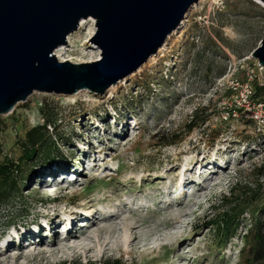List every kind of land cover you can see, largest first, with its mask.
Instances as JSON below:
<instances>
[{"label":"rangeland","instance_id":"1","mask_svg":"<svg viewBox=\"0 0 264 264\" xmlns=\"http://www.w3.org/2000/svg\"><path fill=\"white\" fill-rule=\"evenodd\" d=\"M94 33V20L87 19L81 29L72 33L65 58L80 63L89 60L91 51L97 55L87 41ZM262 37L264 8L252 0H201L189 11L181 29L166 39L163 49L121 79L110 94L85 91L72 97L34 92L11 113L1 115L0 163L19 160L25 133L43 122L44 105L51 107L55 118V126L51 124L48 130L56 135V159L32 169L23 166L19 199L0 207V239L9 225L28 223L44 208L78 202L71 197L74 192L67 191L68 186L76 191L85 183H95L94 176L109 180L121 169H127V177L141 175L147 169L161 171L180 151L183 159L216 154L227 159L225 169L220 171L221 180L207 183L192 202L184 198L177 204L184 208L171 211L168 218L177 219L179 224L168 228L166 236L180 241L191 234L190 243L198 252L187 258L194 263L201 257L199 264H248L251 253L247 230L257 218L264 222V134L241 118L225 119L220 96L212 88L214 80L225 71L227 55L250 56ZM192 117L196 121L188 129ZM92 164L95 169H91ZM63 165H76L80 175L64 173L56 183H41L56 166ZM57 173L58 170L54 174ZM223 201L234 204L235 229L229 235L217 236L215 228L205 223L224 211ZM188 242L178 250L181 258L163 248L150 260L156 264H192L183 255L189 249ZM153 246L154 243L149 249ZM130 249L131 253L98 251L84 256L67 250L40 253L37 247L28 248L22 258L15 260L18 250L12 247L0 257V264H103L115 260L142 264L140 254L147 248Z\"/></svg>","mask_w":264,"mask_h":264},{"label":"water","instance_id":"2","mask_svg":"<svg viewBox=\"0 0 264 264\" xmlns=\"http://www.w3.org/2000/svg\"><path fill=\"white\" fill-rule=\"evenodd\" d=\"M197 2L0 0V116L34 92H102L156 54ZM82 19L94 20L95 33L87 41L99 59L59 61L55 48L66 45ZM250 57L264 66V37Z\"/></svg>","mask_w":264,"mask_h":264},{"label":"bare ground","instance_id":"3","mask_svg":"<svg viewBox=\"0 0 264 264\" xmlns=\"http://www.w3.org/2000/svg\"><path fill=\"white\" fill-rule=\"evenodd\" d=\"M200 1L198 0V2ZM252 1L264 8V3L260 0ZM198 2L193 4L192 8L196 7ZM88 20L93 21L92 19ZM86 21L82 19L79 22L78 30L85 25ZM183 23L184 21L180 26ZM71 35L67 36L66 45L58 46L53 53L59 61L78 63L77 60L71 57L65 58L68 55L69 46L71 47ZM91 49L96 51L97 55H94V52L91 51L88 56L89 60L83 59L80 63L99 59L98 49L93 45H91ZM162 49L163 47L160 48L159 52ZM121 81H117L103 91L110 94ZM85 91L87 92V90H79L72 97H76ZM102 92L91 93L100 95ZM228 149L229 147L224 151ZM182 154H184L183 151L175 153V157L169 160L165 165L166 167H163L164 169L161 171H148L149 169H147L141 175L127 177L124 175V171L127 169H121L111 175L112 177L109 180H105V178L97 179L94 176L95 183H85L82 188L76 191L68 186L67 191L74 192L71 197L76 198L78 202L74 205L69 202L60 204L59 207L44 208L37 218L30 220L28 223L9 225L8 231L0 239V257L8 254L12 247L17 248L18 251L14 259L19 260L23 256V251L28 248L35 250L39 247L40 253H55L67 250L85 256L98 251L101 253L106 251L131 253L130 248L138 246L139 248H147L140 254L143 260L142 264H156V261L154 263L150 258H153V255L159 253L163 248L169 250V252L166 251L167 253L181 258L178 250L185 241H189L187 246L189 249L183 253L186 257L185 261L199 264L203 258L200 257L196 263L187 258L190 255L192 258L198 252V248L193 247L190 243L191 234L183 236L184 239L180 241L174 240L175 237L166 236L165 231L168 228L179 224L177 219L168 218V214L171 211H181L184 207L179 208L178 205L183 202L184 198H187L188 202L198 198L207 183L221 180L220 171L225 169L227 159L216 156V154L203 155L199 159L193 157L183 159ZM91 169H95L94 164H92ZM57 170L58 173L61 172L62 174H54ZM53 172L47 175L48 180L44 179L47 177H44L45 174H43L44 178L41 183L45 185L54 183L58 176L63 179L64 173H70L72 176H78L81 173L76 165L72 167L66 165L56 166ZM192 187L194 188L191 189ZM51 188L47 187V189ZM186 214L184 213V215ZM155 236H159L162 242L159 239H155V241L153 239ZM152 243H154V246L149 249ZM213 255L208 254L210 257H213ZM202 256L204 257L205 254ZM172 262L168 261V263Z\"/></svg>","mask_w":264,"mask_h":264},{"label":"trees","instance_id":"4","mask_svg":"<svg viewBox=\"0 0 264 264\" xmlns=\"http://www.w3.org/2000/svg\"><path fill=\"white\" fill-rule=\"evenodd\" d=\"M43 122L32 127L25 133V140L21 143V156L16 163L5 161L0 163V207L12 199H19V186L24 181L22 169L24 165H29L32 169L37 165L51 164L56 159L55 134H50L48 126H55V118L51 115V107L44 105ZM196 121L192 117L188 123L191 129ZM44 150V151H43ZM27 162H31L28 164ZM253 196V195H251ZM224 211L208 219L205 223L209 227H214L217 236L229 235L235 229L233 206L230 202L223 201ZM234 224V225H233ZM246 237L250 245L251 261L248 264H264V222L257 218L247 230ZM68 264V263H61ZM103 264H121L119 261H105Z\"/></svg>","mask_w":264,"mask_h":264},{"label":"built area","instance_id":"5","mask_svg":"<svg viewBox=\"0 0 264 264\" xmlns=\"http://www.w3.org/2000/svg\"><path fill=\"white\" fill-rule=\"evenodd\" d=\"M225 119L241 118L264 134V66L250 56L227 55L225 71L213 83Z\"/></svg>","mask_w":264,"mask_h":264}]
</instances>
